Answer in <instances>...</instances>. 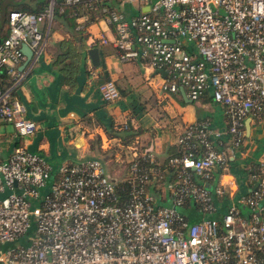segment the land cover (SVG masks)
Listing matches in <instances>:
<instances>
[{"label": "built area", "instance_id": "1", "mask_svg": "<svg viewBox=\"0 0 264 264\" xmlns=\"http://www.w3.org/2000/svg\"><path fill=\"white\" fill-rule=\"evenodd\" d=\"M135 1L149 10L131 19L114 10L106 19L114 24L121 58L145 57L165 70L162 89L168 93L184 89L197 101L212 88L225 109L230 146H215L209 122L190 124L178 139L185 153L169 159L179 168L176 181L162 182L163 169L142 172L132 160L122 179L131 183L125 194L99 159L61 166L49 186L51 166L17 147L7 161L0 160V264H264V159L250 176L251 193L231 202L221 219L190 224L178 209L191 197L200 212L216 211L206 181L217 167L225 179L217 193L236 196L237 179L227 163L243 145L246 119L264 111V0ZM55 4L51 0L44 13L50 21ZM9 24L0 43V69L11 75V84L0 91V119L28 137L39 125L14 93L27 76L19 68L27 60L23 44L36 61L45 35L32 13L12 11ZM99 91L109 102L120 97L113 79ZM158 182L168 186L172 206L157 204L146 188ZM32 228L29 243L2 249Z\"/></svg>", "mask_w": 264, "mask_h": 264}, {"label": "crops", "instance_id": "2", "mask_svg": "<svg viewBox=\"0 0 264 264\" xmlns=\"http://www.w3.org/2000/svg\"><path fill=\"white\" fill-rule=\"evenodd\" d=\"M116 6L127 19L149 10V5L135 0H120ZM38 26L45 35L43 50L36 61L33 56L34 60L31 58L27 64L26 60L19 67L27 76L16 94L25 106L26 116L36 121L39 129L31 136L20 137L13 125L0 119V160L7 161L21 145L45 159L52 169V181L59 177L61 166L88 159L101 160L111 176L121 180L127 173L124 162L133 157L119 137L128 123L149 130L142 138L145 141L152 138L151 155L159 166H164L171 157L169 148L177 146L180 135L190 124L209 122L218 147L230 146L225 109L213 99L212 88H207L197 101L191 100L184 89L175 94L164 91L167 73L154 68L145 57L123 60L114 45L116 30L105 18L88 26L85 63L72 75L66 74L64 64L55 62L61 53V43L72 37L67 26L44 16L38 19ZM93 48L99 53L97 66L89 54ZM107 79L117 84L120 97L116 101H106L99 91L100 84ZM217 132L221 135L217 136ZM232 159L245 169L264 159V111L259 117L246 119L243 145ZM224 180L218 176L215 185ZM159 187L156 199L171 201L168 206H172L168 186ZM237 194L239 184L235 197L227 195L230 199L216 204L218 213L214 215L221 218L228 205L242 196ZM178 209L196 217V222L203 218L193 206ZM241 209L248 211L244 205Z\"/></svg>", "mask_w": 264, "mask_h": 264}, {"label": "trees", "instance_id": "3", "mask_svg": "<svg viewBox=\"0 0 264 264\" xmlns=\"http://www.w3.org/2000/svg\"><path fill=\"white\" fill-rule=\"evenodd\" d=\"M50 2L51 0H0V38L2 41L9 35V17L12 11L27 12L35 14L37 17H46L44 13L49 7ZM119 2L120 0H80V2L76 3H66L65 0H61L56 2L54 6L53 19L60 20L65 26H67L69 32L72 34L71 39H65L61 43V53L55 61L57 63L64 64V71L67 75H72L73 72H76L77 70L79 71L81 69V65H84L85 63V54L89 49L87 46V41L89 39L88 26L99 19H107L112 11L118 10L116 4ZM82 18H84L83 21L79 22L78 20ZM111 26L114 27V24L111 23ZM10 84L11 75L3 69H0V91ZM16 92L17 91L14 93L15 95H17ZM148 131L144 130L141 126L137 128L131 127L128 123L125 128V133L119 135L121 143L129 149V154L133 156L128 162L129 168L127 169V173L124 177L129 175L132 160H135L139 163V167L142 172L149 171L150 168L158 166L164 171V178L162 179V182L166 181L167 183H174L177 179L179 168L177 166H171L169 164V159L174 156H182L187 147L182 143H177V146L170 147L169 151L171 157H169L168 161L165 162L164 166H159L156 161L149 160L150 155L152 154V138L146 140L147 142L142 138V136ZM213 141L217 148H221L218 147L214 138ZM18 146L20 147L21 145ZM227 165L228 170L235 175L239 184V194L237 195L243 196L250 194V190L252 188L249 184L250 176L258 172L257 169L260 165V161L258 160L254 162L249 169L241 167L240 163H238L236 159H229ZM222 173L223 169L217 167L212 171L211 177L206 181L209 186H213L215 188V190L210 188V192L213 203L216 206V211L212 214L200 212L202 215L201 217H212L216 219H221L223 217L222 216L220 218L215 216L218 213V207L216 204L229 198L226 194L219 195L216 191L218 185H215V180L218 176H221ZM193 177L195 181L199 180L197 175L193 174ZM159 186H161L159 182L148 183L146 188L149 191L157 193L161 191ZM118 187L125 188L123 192L125 194L131 187V183L121 179ZM185 206H193L197 211L199 210L197 201L191 197L187 198L185 204L181 207ZM182 214L190 224L196 222V217L184 213Z\"/></svg>", "mask_w": 264, "mask_h": 264}, {"label": "rangeland", "instance_id": "4", "mask_svg": "<svg viewBox=\"0 0 264 264\" xmlns=\"http://www.w3.org/2000/svg\"><path fill=\"white\" fill-rule=\"evenodd\" d=\"M39 18H40V17H38V19H39ZM39 25H40V27H41V20L39 21ZM122 154L124 155V153H122ZM124 156H125V155H124ZM124 164H125V171H127V169L129 168V167H128V162H124ZM52 182H53V181H52V179L50 178V179L48 180L49 186L51 185ZM170 203H171V201L157 200V204L164 205V206H168ZM33 233H34V228H32L26 236L22 237V238L19 239L18 241L10 242V243H7V244L2 245V249H9L10 247L17 246L18 243H22V244H27V243H29L30 241H29L28 238H30V237L33 235Z\"/></svg>", "mask_w": 264, "mask_h": 264}, {"label": "water", "instance_id": "5", "mask_svg": "<svg viewBox=\"0 0 264 264\" xmlns=\"http://www.w3.org/2000/svg\"><path fill=\"white\" fill-rule=\"evenodd\" d=\"M1 42H2V39L0 38V43ZM22 50L24 51V53L27 56V61H26V64H27L31 60L34 52L28 44H23ZM89 54L91 56V60H92L93 64L96 66L99 65L100 59H99V53H98L97 48L90 49ZM160 72L166 74L165 70H163V69H161ZM209 187L212 188L211 186H209ZM155 195L157 197H159L158 194L155 193Z\"/></svg>", "mask_w": 264, "mask_h": 264}]
</instances>
